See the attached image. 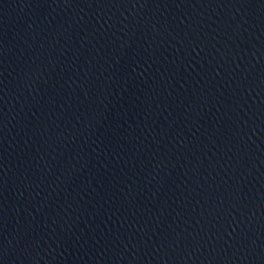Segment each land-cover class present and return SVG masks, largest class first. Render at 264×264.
Masks as SVG:
<instances>
[{"label": "water", "instance_id": "1", "mask_svg": "<svg viewBox=\"0 0 264 264\" xmlns=\"http://www.w3.org/2000/svg\"><path fill=\"white\" fill-rule=\"evenodd\" d=\"M0 264H264V0H0Z\"/></svg>", "mask_w": 264, "mask_h": 264}]
</instances>
